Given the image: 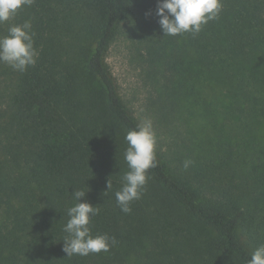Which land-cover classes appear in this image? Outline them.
Here are the masks:
<instances>
[{
    "label": "trees",
    "instance_id": "trees-1",
    "mask_svg": "<svg viewBox=\"0 0 264 264\" xmlns=\"http://www.w3.org/2000/svg\"><path fill=\"white\" fill-rule=\"evenodd\" d=\"M157 4L34 0L0 24L3 37L30 20L39 53L23 73L0 63V264H248L264 244V0H223L195 36H164ZM124 32L150 80L158 161L130 214L115 192L142 120L106 64ZM76 189L109 252L63 251Z\"/></svg>",
    "mask_w": 264,
    "mask_h": 264
},
{
    "label": "clouds",
    "instance_id": "clouds-1",
    "mask_svg": "<svg viewBox=\"0 0 264 264\" xmlns=\"http://www.w3.org/2000/svg\"><path fill=\"white\" fill-rule=\"evenodd\" d=\"M33 3L34 0H0V24L10 21L22 8L31 7ZM223 7V0H158L156 15L160 17L159 24L164 36L183 33L195 36L202 31L204 25L219 18ZM34 35L30 20L10 26L8 35L0 37V63L21 73L26 72L30 66L34 67L39 56L34 46ZM125 140L128 147L124 159L129 170L123 174L122 187L115 192V198L121 212L130 214L133 201L141 199L147 190L150 170L158 167L157 138L152 120L144 119L126 134ZM193 164L191 159H185L184 170H188ZM107 188L109 191L112 189L111 179L108 180ZM86 194L84 190L76 189L72 194L76 203L67 209L69 219L63 228L67 233L63 240V251L67 257L88 256L102 251L107 253L117 244L115 238L107 234H91V218L99 215L100 208L81 202ZM248 264H264V244L251 253Z\"/></svg>",
    "mask_w": 264,
    "mask_h": 264
},
{
    "label": "rangeland",
    "instance_id": "rangeland-1",
    "mask_svg": "<svg viewBox=\"0 0 264 264\" xmlns=\"http://www.w3.org/2000/svg\"><path fill=\"white\" fill-rule=\"evenodd\" d=\"M141 60L136 49L135 39L127 35L126 32L110 46L106 55V64L121 96L143 121L148 118L146 103L149 96L150 80L144 73V64ZM198 122L195 124L196 132L202 133V135L208 134L210 129L206 127L201 130V123ZM161 135L163 136V133Z\"/></svg>",
    "mask_w": 264,
    "mask_h": 264
}]
</instances>
